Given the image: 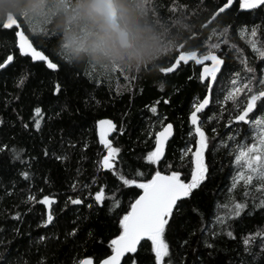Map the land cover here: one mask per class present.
<instances>
[{"label":"trees","instance_id":"obj_1","mask_svg":"<svg viewBox=\"0 0 264 264\" xmlns=\"http://www.w3.org/2000/svg\"><path fill=\"white\" fill-rule=\"evenodd\" d=\"M94 1L0 0V24H8L10 17L15 19L33 44L59 65L58 70H49L43 62L20 57L15 51V29L0 27V63L8 55L15 56L7 70L0 69V120L4 122L0 124V147L23 149L22 158L31 160L30 164L0 165V229L4 230L0 232V253L6 255L10 249L19 264H36L41 257L47 259V264H75L78 259L92 257L99 261L110 254L109 242L117 231L116 216L95 207L90 209L87 204L104 188L106 196L115 195L127 208L134 192L123 186L115 173L98 166L97 162L107 155L99 142V120L109 118L116 125L112 146L121 151L113 162L126 178H135L134 171L144 172L145 177L153 174V168L140 158L154 150L156 133L166 123H172L175 130L166 149L168 163L177 161L185 146H192L188 135L193 128L190 112L206 91L200 80L202 66L189 61L167 75L160 72L175 62V50L179 51L182 43L187 41L184 51L203 55L209 44L222 43L220 30L232 25L225 37L231 53L214 87L211 111L205 110L204 115L209 117H219L221 111L227 116V109L218 105L216 98L222 89L230 88L229 77L240 70V60L247 58L257 74L264 71V61L247 43L253 39L251 29L257 27L255 39L258 46H264V12L243 13L237 9L203 28L221 0H114L117 20L132 43L126 49L120 46ZM245 26L248 32L241 37L239 31ZM244 75L242 72V79ZM22 77L27 79L20 86ZM56 83L62 89L58 97L53 94ZM36 107L44 110L40 132L32 123ZM153 107L156 113L151 111ZM202 122L205 130L215 127L219 133L216 136L209 132L214 137L207 157L211 182L166 231L171 264H264V254H260L264 245L259 238L253 242L251 253H245L242 245L243 236L264 232L261 209L250 206L233 222L235 240L226 236L216 239L211 255L204 246L202 235L208 233L198 229L212 227L214 205L225 201L236 174L237 166L232 162L235 141H229L228 136L245 126L234 124L229 130L226 119L204 120L203 116ZM236 139L249 142L243 135ZM224 144L229 147L225 149ZM45 148L48 156L43 155ZM57 155L69 158L61 161ZM10 156V152L0 153V160ZM159 170L167 172L163 160ZM22 171L31 173L27 181L20 175ZM9 191L14 194L6 195ZM28 195H34L36 202H25ZM45 196L54 200L50 207L55 219L47 228L40 226L49 211V206L40 202ZM235 196L242 200V189L238 188ZM69 197L81 199L84 204L73 205ZM106 204L110 205V201ZM192 209L199 210L203 223ZM16 212L21 213L20 221L11 219ZM73 221L77 224L73 225ZM73 227L80 229L77 237L65 239ZM17 228L19 235L14 232ZM42 235L60 239H50L44 247L37 244ZM257 254L260 255L255 258ZM151 255L150 242L143 241L135 256L137 264H147Z\"/></svg>","mask_w":264,"mask_h":264},{"label":"snow or ice","instance_id":"obj_2","mask_svg":"<svg viewBox=\"0 0 264 264\" xmlns=\"http://www.w3.org/2000/svg\"><path fill=\"white\" fill-rule=\"evenodd\" d=\"M237 9L243 13L264 12V0H221V3L212 12L211 19L202 27L213 26L218 18L228 16ZM0 27L4 30L15 29V51L20 57L29 58L33 62H43L49 70L59 69V65L54 63L44 51L37 49L19 22L0 24ZM231 31L232 25L230 24L220 30L219 40L222 43L209 44L208 50L203 55L197 51H184L187 47V41L182 43L179 51L175 50L177 54L175 62L170 67L160 69L162 74L167 75L174 72L182 62L193 61L202 66L200 80L205 84L206 91L203 98L193 105L190 112L189 121L193 128L188 135L192 138V146H185L179 152L177 161L168 163L164 157L166 142L173 136V125L168 123L156 134L154 150L140 158L146 166L153 168V174L145 177L144 172L134 171L135 178H126L123 171H117L113 162L114 157L118 156L121 150L113 147L111 141L107 139L108 133L115 128V125L111 120H99L97 122L99 142L107 149V155H104L102 160L97 162L98 166L100 169L115 173L120 183L134 192V196L128 207L123 208L121 201L115 195L111 197L105 195L104 188L96 192L93 202L87 204V207L90 209L95 207L106 213L115 214L117 231L114 238L110 239L109 242L110 254L99 261L92 257L78 259L75 264H129V261L131 264H137L135 256L142 241L150 242L152 255L148 258L147 264H165L166 258H168V264H171L172 254L170 245L165 239L166 231L170 230L176 219L181 217L184 207L191 204L211 182L207 157L210 155V142L214 137H210L209 132L216 136L219 133L215 127L205 130L202 116L204 120L226 119V126L229 130L234 124L245 126L241 127L239 132L228 136L229 141H235L232 162L237 166L236 174L232 177L230 187L227 189L228 195L223 203L219 201L215 203L212 210V227L198 229L202 234L208 233L207 236L202 235V239L205 248L209 250V254L211 255V252L215 251L216 239L224 236L231 240L236 239L232 224L250 206L253 210H264V71L257 74L255 69L249 66L247 58L240 60V70L233 71L229 77L230 88L222 89L216 98V103L227 109V116L224 115L223 111L220 112L219 117L204 115L206 109L211 111L209 105L213 101L214 87L218 82V76L222 75V68H227L226 58L229 57L231 49L228 48L225 37ZM247 32L248 28L245 26L240 29L239 35L243 37ZM213 34L215 35V29ZM257 35L258 29L253 27L251 29L253 39L247 43L250 45L251 51L257 54L261 61H264V46H258L255 39ZM190 39L195 40L197 37L191 36ZM232 48H235V45ZM14 60V55H8L5 61L0 63V69L7 70L14 63ZM242 72L246 74L243 79L241 78ZM26 79L27 77H22L19 85L22 86ZM97 82L99 83V81ZM61 92L60 84L56 83L53 94L58 97ZM151 111L156 113L157 109L153 107ZM43 120L44 110L36 107L33 110L32 121L36 132H40ZM3 123V120H0V124ZM23 127L27 129L28 125L24 124ZM237 135H243L249 142L241 143L236 139ZM69 146L76 147L74 144ZM223 147L227 149L229 145L224 144ZM6 152H10L11 156L8 160H0V165L14 166L17 162L22 165L31 163V160L25 161L22 158L25 153L23 149L17 150L15 147L9 149L7 145L0 147V153ZM43 155H49L47 148L43 150ZM68 158L67 155L56 156V159L61 161H66ZM162 159L167 167V172L159 170ZM20 175L27 181L31 173L22 171ZM72 187L75 188V185ZM238 188L242 189V200H237L235 196ZM13 194L11 191L6 192L8 196ZM69 201L73 205L84 204L83 200L72 197H69ZM106 201H110V205L106 204ZM25 202H36V197L28 195ZM40 202L49 206L46 218L40 225L47 228L53 224L55 219L50 207L54 200L45 196ZM192 211L200 217V222L203 223V216L199 210L192 209ZM11 219L20 221L21 213L16 212L15 215L11 216ZM72 223L76 225L77 221ZM217 228L219 231L216 230ZM3 231L0 229V232ZM79 231L78 227H73L65 234V239L69 237L75 239ZM14 232L19 235L18 228ZM192 234L195 235L196 233ZM89 236L91 237L92 234L89 233ZM258 238L264 245V232L250 233L242 237L245 253H251L253 242ZM50 239L59 241L60 237L53 235L50 238L42 235L37 244L47 247ZM184 244L187 245L188 241L185 240ZM260 254H264V246L261 247ZM260 254H257L255 258H258ZM0 264H19V260L13 257V253L9 249L6 255L0 253ZM25 264H27L26 261ZM36 264H47V259L41 257L36 261ZM140 264H146V261H140Z\"/></svg>","mask_w":264,"mask_h":264},{"label":"water","instance_id":"obj_3","mask_svg":"<svg viewBox=\"0 0 264 264\" xmlns=\"http://www.w3.org/2000/svg\"><path fill=\"white\" fill-rule=\"evenodd\" d=\"M98 2V12L101 13L104 18H105V21L106 23L109 25L110 29L117 34V37H118V41H119V44L120 46H122L123 48H130L131 47V41L129 39V36L128 34L120 27V24L117 20V8H116V5H115V2L114 0H96ZM13 23H16V21L14 19H9L8 20V24H13ZM38 49V48H37ZM39 50V49H38ZM199 65V64H197ZM101 120H111L109 118H103ZM112 121V120H111ZM113 122V121H112ZM170 123V122H169ZM113 124L115 125V123L113 122ZM168 123H166L164 126H166ZM172 124V123H171ZM173 125V124H172ZM163 126V127H164ZM98 127V125H97ZM162 127V128H163ZM162 128L156 133L158 134ZM115 132V128L110 131L108 133V136H107V139L111 141L112 143V139H111V136L114 134ZM174 126H173V136H174ZM98 135H99V128H98ZM172 136V137H173ZM172 137H170L168 139V141L166 142V145H165V153H164V157H165V154H166V149H167V146H168V143L169 141L172 139ZM100 139V138H99ZM163 160V159H162ZM143 242V241H142ZM141 242V243H142ZM138 249H139V246H138Z\"/></svg>","mask_w":264,"mask_h":264},{"label":"rangeland","instance_id":"obj_4","mask_svg":"<svg viewBox=\"0 0 264 264\" xmlns=\"http://www.w3.org/2000/svg\"><path fill=\"white\" fill-rule=\"evenodd\" d=\"M98 2L94 1L93 5H97Z\"/></svg>","mask_w":264,"mask_h":264}]
</instances>
